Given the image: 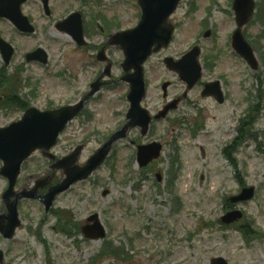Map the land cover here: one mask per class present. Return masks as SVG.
I'll return each mask as SVG.
<instances>
[{
	"label": "rangeland",
	"instance_id": "374dc122",
	"mask_svg": "<svg viewBox=\"0 0 264 264\" xmlns=\"http://www.w3.org/2000/svg\"><path fill=\"white\" fill-rule=\"evenodd\" d=\"M43 1L28 0L22 8L35 27L32 35H24L10 21L0 19V37L15 48L4 71L13 77V87L21 98L39 111L50 103L77 102L88 92L106 68L97 61V54L112 34L133 29L141 16L138 0H49L51 17L44 14ZM231 5L232 0H185L170 19L178 25L174 42L152 57L145 70L149 89L143 107L157 114L166 104L162 81L173 84L170 95L186 90L162 61L178 59L200 43L204 80L222 82L227 96L224 105L204 99L198 90L191 91L188 104H182L169 120L155 122L147 138L132 131L90 179L57 197L55 215L46 213L38 201L23 200L18 208L22 228L12 241L0 236L7 264H211L215 258H223L227 264H264V17L262 22L254 19L245 29L259 60L258 71H253L231 49V35L237 28ZM79 12L88 35L87 50L56 29L58 21ZM204 27L211 31L207 40ZM37 48L47 53L48 66L26 62V54ZM106 55L112 64V85L95 96L52 150L63 158L83 146L81 166L124 125L129 109L128 87L119 82L124 54L116 47H107ZM1 68L4 61L0 53ZM4 102L7 98L0 100V104ZM251 106L257 108L251 119L254 125L251 133L247 130L249 134L244 131V135L253 136L252 140L242 144L231 159L225 158L224 150L236 139L240 121H251L247 119ZM22 117V112L0 107V128ZM181 119L185 120L183 127L173 126ZM196 126L202 131L191 137ZM134 141L163 144L164 154L150 170L139 169L131 145ZM174 158L179 164H173ZM1 166L0 161V170ZM23 167L18 191L32 188L51 168L41 152L34 153ZM157 174L162 183L157 182ZM174 174L176 187L171 191ZM55 176L57 182L64 178L62 172ZM7 187V179L0 174V216L6 212L2 195ZM243 187L256 189L254 198L245 204H227ZM178 206L180 211H175ZM230 206L243 211L246 221L252 223L247 235L233 228L237 224L227 227L221 223L225 208ZM92 214L99 215L106 228L105 240L88 241L79 233L77 227L84 226ZM68 224L72 225V236L60 231ZM255 233L258 239H252ZM105 244L120 256L101 259Z\"/></svg>",
	"mask_w": 264,
	"mask_h": 264
},
{
	"label": "water",
	"instance_id": "95a60500",
	"mask_svg": "<svg viewBox=\"0 0 264 264\" xmlns=\"http://www.w3.org/2000/svg\"><path fill=\"white\" fill-rule=\"evenodd\" d=\"M27 0H0V18L9 19L22 33H33L34 28L30 25L27 17L21 13V7ZM182 0H139V7L142 10L141 23L132 31L123 32L116 36H112L110 44L120 47L126 56L124 69L127 73L134 71L133 75H126L124 81L131 86V92L128 95L131 103V110L127 114V125L117 132L109 141L96 152L84 168L79 167L76 163L82 154V147L76 149L72 156L58 161L54 164L53 170H62L66 178L64 181L52 188L49 193L43 197L38 195L39 189H43L51 180V178L39 181L31 192L23 191L21 194L14 193L18 177L21 173V165L31 157L36 150H43L44 155H49V151L56 145L57 139L68 123L76 117L82 109V105L72 108H61L58 111L38 112L35 109H29L24 118L18 123H14L7 129H0V160L3 163L1 175L9 180V190L4 194L7 216L0 217V233L5 238H13L14 231L21 225L18 216L17 205L22 198L39 199L50 211L56 197L65 193L75 183L86 181L98 167L104 164L110 154L112 147L119 141L127 138L128 132L134 128L142 129V135L149 133V125L152 121L149 113L140 108V104L145 98V83L143 75V65L146 60L162 48H167L171 43L174 29L169 24V17L173 15L177 6ZM44 9L46 14L50 15L48 0L44 1ZM236 23L238 30L232 36L233 49L244 58L253 70L258 68V61L255 58L253 49L249 46L243 36V28L251 21L255 10L254 0H234L233 3ZM60 31L72 35L78 45H84L83 23L81 14H74L67 21L59 23ZM207 37L209 34L206 35ZM0 49L6 63L9 64L14 54V49L0 38ZM103 53V52H102ZM200 51L195 48L178 64L170 63V68L180 74L181 79L188 84L189 89L193 88L201 78V67L198 58ZM104 56L99 57L102 60ZM29 61L39 60L46 64L48 57L43 50H37L36 53L27 56ZM104 59V58H103ZM108 73V72H107ZM95 91L99 88L94 86ZM203 96H215L217 101L223 103V93H221L220 83L207 86L203 92ZM176 107V106H175ZM172 107H169L171 109ZM166 109L160 113V118H166L169 111ZM161 145L151 144L148 147H139L138 162L141 167H147L152 160L158 159L161 155ZM254 195V189L245 190L243 195L234 202L249 201ZM14 198V201H11ZM241 217L240 213L228 214L223 222L229 224ZM4 220V221H3ZM6 222V223H5ZM89 222H93L92 226L83 228L86 238L99 239L105 237L104 228L100 225L99 218L93 216ZM213 264H226L223 259L214 260Z\"/></svg>",
	"mask_w": 264,
	"mask_h": 264
},
{
	"label": "trees",
	"instance_id": "16d2710c",
	"mask_svg": "<svg viewBox=\"0 0 264 264\" xmlns=\"http://www.w3.org/2000/svg\"><path fill=\"white\" fill-rule=\"evenodd\" d=\"M263 12H264V9L262 10L260 5H259L257 17H263ZM14 84H15V81H13L12 78L8 77L4 71L0 72V91L5 92V93L7 92L10 96L7 99L6 103H8V106H10V107L16 106L19 109L25 110L27 108V105L25 104V102H23L18 97H16V91L13 87ZM250 112H251L250 114H252L251 116L255 115L253 108L250 110ZM243 124H244V122L241 123V125H243ZM245 125L246 126L243 129L241 128V135L244 134L245 130L246 131L248 130L250 132V127L252 126L251 121H248ZM246 134H249V133L246 132ZM103 250L105 251V253L111 252L110 246H107V247L105 246ZM105 253H103V254L105 255Z\"/></svg>",
	"mask_w": 264,
	"mask_h": 264
},
{
	"label": "flooded vegetation",
	"instance_id": "af4514ba",
	"mask_svg": "<svg viewBox=\"0 0 264 264\" xmlns=\"http://www.w3.org/2000/svg\"><path fill=\"white\" fill-rule=\"evenodd\" d=\"M169 89L167 90V94H166V97L164 96V99L165 100H167V102H169V101H171V100H173L174 98H175V95H174V97H173V95H170V93H171V89H172V87H173V84L172 83H170L169 82ZM204 86V84L203 85H199L198 87H196V89H201L202 87ZM85 95H83L77 102H79V101H81L82 100V98L84 97ZM171 96V97H170ZM76 101L75 102H71L70 104H68V105H72V104H75V103H77ZM92 101H90V102H88L87 103V105H89L90 103H91ZM48 108V110H50V109H53V108H56V106H54L53 104H50V105H48L47 106ZM3 254H4V262H3V264H7V254L5 253V252H3Z\"/></svg>",
	"mask_w": 264,
	"mask_h": 264
}]
</instances>
